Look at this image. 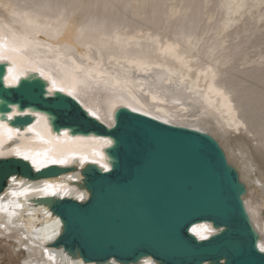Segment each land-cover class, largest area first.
Wrapping results in <instances>:
<instances>
[{
	"label": "snow or ice",
	"instance_id": "obj_1",
	"mask_svg": "<svg viewBox=\"0 0 264 264\" xmlns=\"http://www.w3.org/2000/svg\"><path fill=\"white\" fill-rule=\"evenodd\" d=\"M215 6L225 13L223 30H215V38L208 42L201 55V45L205 41L203 37L195 34L198 28H195L192 14L201 8L206 11L213 7L209 0H201L200 3L190 0L179 5L175 0H23L16 3L12 0H0V62L8 65L7 74L0 71V84L12 88L21 83L22 76H28L29 72L36 73L43 81L35 82L38 83L42 95H47L53 102L61 104L71 98L86 116L96 120L100 119L98 112L83 103L81 89L102 90L120 98L122 102L127 99L128 102L123 103V107L143 116H149L154 111L153 118L156 120L161 118V113L168 115L162 106L169 104L167 97L172 96L170 103L179 106V111L200 113L193 116V119L216 115L218 126L226 127L237 137H246L249 142L246 145V154L252 149L264 154V0H220ZM190 18V28L193 30L187 34L188 48L183 55L180 54L179 42L161 45L160 37L157 36V53L165 58L163 62H153L143 54L129 58L128 49L132 42H125L119 34L121 31L127 32L128 25L151 26L158 22L170 24L174 21H181L183 25L189 23ZM211 23L209 20V24ZM73 28L80 41L86 35L97 39L95 44L85 45L89 51L87 55L79 57L80 62L68 44H52L38 39L43 35L48 40L58 41ZM181 36H184L182 28ZM258 40L261 55L250 60L248 50L254 52V45ZM113 43L120 46V55L124 58V63H127V69L111 53ZM41 48L46 51L41 53ZM106 51L109 53L108 60L116 59L122 73L113 74L104 69ZM168 59L179 67H168ZM133 72L143 75L145 79L134 80ZM193 75L196 78L195 86L191 83ZM201 79L206 87H200ZM137 92L146 97L150 96L152 107L141 103ZM185 94L191 108L184 107ZM118 106L112 103L110 113L114 114ZM16 114L18 113L13 108L7 120L11 121ZM33 115L47 122L48 117L41 116L40 113ZM171 122V118L164 121ZM23 133H34L35 140L42 147L17 144L8 151L2 150L7 141L27 139ZM23 133L20 128H14L0 119V163L16 157L29 162L39 172L49 165H68L76 160L83 165L89 160L88 154L64 147L67 141H61L59 136L52 139L50 128L47 137L36 131L35 125H29ZM61 135L68 137V132ZM74 139L79 141L83 138ZM88 139L94 145L91 162L108 171L109 163L102 149L113 141L103 137ZM252 171L255 172L256 169L253 168ZM8 179L12 184L19 185V188L9 189L6 196H0V213L7 216L6 223H0V229L16 227L14 218L20 217V210L24 207L20 198L27 200L29 196L62 197L71 194L63 183L44 180L40 185L29 187L23 181H18L16 176ZM261 187L264 189V185ZM85 198L83 192L76 196L80 201ZM43 212L46 216H51L47 209ZM28 215L31 216L32 213L29 212ZM60 223L56 219L51 226L46 225L42 234L33 238L39 243H33L32 247H43L45 241L54 240L59 235ZM188 231L200 240H207L217 229L211 224H200ZM23 239L28 240V236ZM255 247L259 249L261 264H264V238ZM14 251L19 255L21 248ZM23 251L30 252L31 249L26 244L23 245ZM43 255L51 264H63L67 260V257H63L58 261L56 255L49 252L47 247H43ZM202 259L205 264H220L218 259ZM22 264H32L31 257L25 258ZM69 264L73 262L69 261ZM142 264H153V261L144 260ZM228 264L232 262L228 261Z\"/></svg>",
	"mask_w": 264,
	"mask_h": 264
},
{
	"label": "water",
	"instance_id": "obj_2",
	"mask_svg": "<svg viewBox=\"0 0 264 264\" xmlns=\"http://www.w3.org/2000/svg\"><path fill=\"white\" fill-rule=\"evenodd\" d=\"M5 62L0 71L6 74ZM42 78L30 72L9 88L0 84V119L13 107L23 114L12 123L20 128L34 122L30 113L44 114L51 132L105 136L113 141L102 149L108 171L86 163L74 182L87 196L34 198L61 221L60 234L49 246L82 262L128 264L150 257L154 264H261L259 233L246 210L245 184L217 140L201 130L164 123L153 116L119 106L111 126L86 116L67 98L53 102L42 95ZM47 84L45 83V90ZM62 95V94H61ZM27 111V114H24ZM73 166L49 165L37 172L13 157L0 163V191L11 174L26 179L58 177ZM208 222L217 229L200 240L188 229Z\"/></svg>",
	"mask_w": 264,
	"mask_h": 264
},
{
	"label": "bare ground",
	"instance_id": "obj_3",
	"mask_svg": "<svg viewBox=\"0 0 264 264\" xmlns=\"http://www.w3.org/2000/svg\"><path fill=\"white\" fill-rule=\"evenodd\" d=\"M12 2L14 3L23 2V0H12ZM182 2L188 3L190 2V0H175V3L177 5H179ZM200 2L201 0H196V3H200ZM209 2L213 4V7L208 8L206 11L201 8L198 12H194L192 14V17H194L195 19V28H198V32H196L195 34L199 37H203L205 41V43L201 45V49H202L201 55H203V49L207 47L208 42L215 38V34H216L215 30L216 29H220L221 31L223 30V20L225 18V13L218 10V8L215 6L220 2V0H209ZM191 20L192 18H190L189 23L183 25L181 24V21H174L170 24H164L162 22H158L151 26L148 25L137 26L135 24H132L127 26L128 27L127 32L121 31L119 34L124 38L125 42L129 40H131L132 42V46L128 49L129 58L137 54H143V55H147L153 62H163L165 58L160 57L157 53V45L155 43L156 37L157 36L160 37L159 43L161 45L176 44L177 42H179L181 44L180 54L183 55L185 50L188 48L187 38H186L187 34L189 31L193 30L192 28H190ZM209 20L212 21L211 24H209ZM248 23L251 25V20H249ZM181 28L183 29V33H184L183 37L181 36ZM241 28H243V25H241ZM205 33H210V35H205ZM38 39L41 42L47 40V42L52 44H56V43H59L61 45L68 44L73 49V55L76 57L78 62H80L79 60L80 56L88 54L89 50L85 45L87 43L95 44L97 42V39L95 37H91L88 35H86L83 41L78 40L74 28L66 32L58 41L48 40V38L43 35L38 37ZM254 48H255L254 52L251 49L248 50V56L250 60L255 59L261 55L259 40L254 45ZM39 51L41 53H44L46 50L41 48L39 49ZM111 53L115 57L121 60V63H123L124 65V69L128 68L127 63H124V58L120 55V46L113 43L111 46ZM93 54H94V49H93ZM108 55L109 53L106 51L104 54V69L113 74L122 73V69L120 65L117 64L116 59L109 61ZM166 63L167 66L171 68L179 67L170 59H168ZM5 64L8 67L7 63ZM193 66L197 67V65H193ZM34 74L38 75L36 73ZM132 78L134 80L145 79L143 75H137L135 72H133ZM152 78L154 79V76ZM195 79H196L195 75H193L191 83L194 86H195ZM222 83L224 82L222 81ZM200 87L202 88L206 87L203 79H201ZM136 95L137 98L140 99L141 103L145 104L147 107H152L150 96L146 97L139 92H137ZM81 98L84 104L90 106L93 110H97L98 115L100 117L99 121L103 122L107 126H110V124L112 123L113 114L110 113L111 104L116 103L119 106H123V103L128 102L127 99H125L122 102L120 98L116 96H112L109 93H106L102 90H98L95 88L91 90L81 89ZM172 98H173L172 96H168L167 99L169 100V104L162 106L164 107L165 112H167L168 115L161 113L160 120L165 121L171 118L172 124L201 130L207 134H210L217 140V142L219 143V145L221 146V148L223 149L226 155L227 161L236 168L240 180L245 184L246 193L243 196V201L246 210L250 216L251 222L254 228L259 233L258 244L261 243V239L264 238V189H262L261 187V185H264V154L257 152L255 149H252L250 153L246 154L247 152L246 145H248L249 143L246 137L244 136L237 137L232 133H230L226 127L218 126L216 115L202 116L201 119L199 120L193 119V116L200 115V113L195 111L189 113H183L179 111V106H174L170 103ZM184 107H189V108L192 107V105H190L188 102V97L186 94L184 97ZM13 108H15L18 114H23L20 113L16 109V107ZM26 112L27 111H24V114H27ZM33 113H40V112H33ZM33 113L29 114L34 119V122L31 125H35L36 131L40 132L42 135L47 137L48 129L50 128L48 123L43 120H40L38 117L34 116ZM10 114H12V111L8 115ZM40 114L41 116H45L42 113ZM149 116L154 117L155 112L153 111L152 114ZM13 118H15V115L13 116ZM4 121L9 123L14 128H20L18 124L12 123V121L14 120L11 121L4 120ZM27 127L29 126L24 125L23 128H20L21 132L23 133V130ZM65 131L66 130H63L59 134H55L51 132V138L54 139L55 137L59 136L61 141H67V143L63 145L64 147L71 148L78 152L88 154L89 160L86 163L88 162L92 163L91 151H92V147L94 146L93 143L88 138L103 137L109 139L105 136H95V135L72 136L69 133H68V137H64L61 134ZM23 134L27 139L24 140L14 139L12 141H7L3 145L2 150L8 151L9 149L15 147L17 144L31 146L33 148L42 147L39 141L35 140L34 133H23ZM76 137H81L83 139L77 141L74 139ZM85 164L81 165L79 161L76 160L72 164L59 165V166H73L74 169L58 177L42 178L38 180H31L29 178L26 179V177L24 178V176L21 175H18L16 177L18 181H23L24 185L29 187L40 185L44 180L63 183L67 186V189L71 193L68 196H62L63 198L64 197L76 198V196L81 192H83L86 197L88 195L87 192L85 190H79L76 184L74 183L82 179V175L78 169L83 168ZM253 168L256 169L255 172L252 171ZM10 176H15V175L11 174ZM68 177H72V179H68ZM18 188L19 185L12 184L10 179H8L6 181L5 188L2 191H0V196H6V193L9 189H18ZM36 197L38 196H29L27 200H25L24 198H20V202L24 204V207L22 210H20L21 211L20 217L14 218V224L16 225V227H10L7 230L0 229V264H22V261L27 257H31L32 264H51V262L48 261L47 258L44 257L43 255V247H47L49 252L54 253L58 261L62 260L63 257H67V260H64L63 264H69V261L73 262V264H78V262H82L80 257H77V259H72L68 257V255L62 249L53 248L52 246H49V242L51 241H45L43 247H32L33 243L36 244L39 243V241H35L33 238L37 234H42L46 225L51 226L54 220L59 219L57 216L52 215V213L50 212L49 208L46 205L34 204L33 200ZM57 197L60 198L61 196H57ZM6 198L11 199V197H6ZM44 209H47L48 212L51 213V216H46L43 212ZM29 212L32 213L31 216L28 215ZM6 221H7V216L0 213V223H6ZM200 224H210V223L202 222L195 224L194 226ZM61 226L62 224L60 223V225L58 226L59 234H60ZM34 229L36 231H33ZM24 236H28V240L23 239ZM17 241H19V243H17ZM26 244L31 249L30 252L23 251V245ZM17 248H21V252L19 255H17L14 251ZM144 260L153 261L150 257H145L137 263H128V264H142ZM113 262H115V264H123L116 262L114 259H112L110 262L107 263L83 262V264H113Z\"/></svg>",
	"mask_w": 264,
	"mask_h": 264
}]
</instances>
